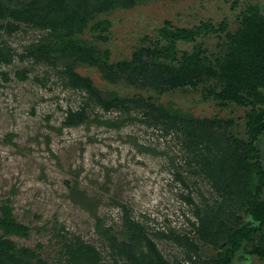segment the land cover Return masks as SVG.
I'll list each match as a JSON object with an SVG mask.
<instances>
[{
  "label": "rangeland",
  "instance_id": "374dc122",
  "mask_svg": "<svg viewBox=\"0 0 264 264\" xmlns=\"http://www.w3.org/2000/svg\"><path fill=\"white\" fill-rule=\"evenodd\" d=\"M252 6L264 15V0H134L85 11L88 22L69 35L70 28L51 33L24 21L7 31L0 19V51L8 54V61H0V217L5 207L27 228L6 235L0 228V235L47 264H66L63 244L77 239L94 247L104 264H128L111 254L110 237L125 241L134 221L168 264H217L226 239L202 237L198 222L221 198L202 166L221 158L220 145L227 147L232 137L246 138L244 115L252 105L220 103L213 93L224 83L212 75L183 86L149 84L129 77L119 64L141 50L147 63L167 68L178 69L192 53L214 68L215 58L228 51V34L242 26L243 12ZM97 21H107V29H92ZM205 23L214 30L197 32ZM164 25L196 31L192 39L175 40L174 58L167 52L171 39L159 33ZM67 40L93 48L92 62L71 51L61 54ZM44 45L50 59L36 62L35 49ZM62 70L88 79L94 95L68 84ZM68 118L78 122L65 125ZM182 119L218 123H199L190 134ZM254 142L264 170V126ZM187 144L198 146L195 155ZM245 208L239 201L224 205L230 226H257ZM142 242L139 250L146 253ZM230 263L264 264V258L242 242Z\"/></svg>",
  "mask_w": 264,
  "mask_h": 264
},
{
  "label": "trees",
  "instance_id": "16d2710c",
  "mask_svg": "<svg viewBox=\"0 0 264 264\" xmlns=\"http://www.w3.org/2000/svg\"><path fill=\"white\" fill-rule=\"evenodd\" d=\"M17 1L20 3H16ZM88 1L93 2L88 3ZM133 2L134 0H0V19L6 20L7 31L19 26V22L16 21H24L40 29L47 28L51 33L56 29L60 31V29L70 28L67 33L69 35L86 25L88 14L85 11L100 10L111 5L127 6ZM258 9L256 6L248 7L243 12L242 26L237 28L233 34H228V51L223 56L215 58L213 63L219 70L213 68L211 63L207 65L201 63L197 53L184 56L178 69L167 68L153 62L147 63L141 57V50L134 51L129 61L119 64V69L126 71L129 77L134 79L137 77L147 83L150 82L149 84L165 81L183 86L193 84L196 81L194 77L199 80L202 74L212 75L224 83L223 89L213 93L220 103L230 100L239 104L249 102L252 105V108L244 115L246 138L232 137L227 147L220 145L224 152L221 158L214 156L213 160H210L209 168L202 166V171L210 179L221 198L220 205L206 208L204 214L199 216L198 222L202 237L213 243H216L220 237L226 239L221 245L222 251L218 253L217 264H231L233 253L242 242L250 247L251 253L264 258V234L259 233L257 236V231L264 226V170L258 159V149L254 142L264 126L262 123L264 92L260 91V88L264 87V15L258 13ZM1 26H3L2 23H0ZM223 26L225 24L222 23L220 29H223ZM107 27V21H97L91 24V28L97 30L107 29ZM209 30H214L209 23L201 24L196 29L197 32ZM196 31L190 28L171 30L166 25L159 29L162 37L171 39L167 48L170 58H174L175 40L192 39ZM63 34L66 35V33ZM46 46L35 49L38 51V55L34 57L36 62L49 61L50 50ZM70 51V54L77 55L79 60L92 62L93 48L76 45L75 40H67L60 48V52L67 56ZM105 54L108 55L107 52ZM64 56L59 55V57ZM0 61H8V54L0 51ZM65 69L70 70V66H66ZM69 70L59 71V74L64 75L66 82L74 88H83L90 97L94 95L91 92L93 91L91 82ZM19 77L23 78V75L20 74ZM101 103L106 106L112 105L108 102ZM256 104H260V107L256 108ZM149 111L150 114H154L155 111L154 117L158 120L163 118L157 110L150 108ZM66 120L65 125L66 123L74 125L78 122L72 118ZM182 120L179 123L190 134H194L196 125L199 123H218V120H197L195 123L193 120ZM168 121L169 124H175L174 120L168 119ZM186 148L192 152V155H195L198 146L187 144ZM225 150L229 153H225ZM198 154L201 160L208 163L209 158H206L208 155L204 152ZM237 200L246 207L247 213L257 223V226H230L229 220L227 221L224 216V205L237 203ZM0 228L4 235L23 233L27 229L24 225L15 222L5 207H2ZM127 228L128 235L125 241H117L116 238L110 237L112 255L122 258L128 264H168L153 249V244L144 236L137 223L129 221ZM172 237L179 242L178 236L172 235ZM143 240L148 246L146 253L139 250V245L143 243ZM186 243L189 242L186 240ZM193 247L195 249V246ZM63 248L66 264H104L94 247L78 239L75 243L66 242ZM153 254L156 256L154 257ZM0 264L47 263L34 250L27 247L16 248L10 239L0 235Z\"/></svg>",
  "mask_w": 264,
  "mask_h": 264
}]
</instances>
